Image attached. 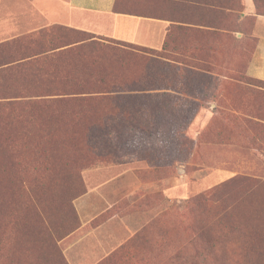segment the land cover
Returning a JSON list of instances; mask_svg holds the SVG:
<instances>
[{"label": "rangeland", "instance_id": "1", "mask_svg": "<svg viewBox=\"0 0 264 264\" xmlns=\"http://www.w3.org/2000/svg\"><path fill=\"white\" fill-rule=\"evenodd\" d=\"M223 2L230 10L240 8L239 0ZM236 17L230 12V37L213 54V65L202 68L174 64L167 53L170 45L159 51L123 43L130 49L120 59L94 52L92 41L81 48L80 64L93 66L97 60L99 80H107L106 74L116 83L138 80L133 87L185 91L162 100L158 121L165 143L159 146V165L150 162L157 152L143 134L136 135L141 136L137 145L131 139L136 133L109 136L116 123L131 127L151 121L138 116L144 99L118 96L114 104L0 101V264H63L59 241L76 226L74 199L119 175L109 192L110 200L119 195L114 211L136 217L141 226L118 263L264 264V83L247 74L255 43L249 36L243 42L232 37L239 29L233 24ZM49 28L0 34V98L62 90L63 85L50 82L74 78L79 71L71 58L51 64L49 58L66 48L50 49L83 37L74 29L36 35ZM137 49L155 51L154 58L162 55L171 68L158 66ZM41 51H46L38 60L43 70H34V60L18 62ZM186 70L192 72L186 76ZM179 143H184L180 149L175 147ZM138 170L148 177L149 187L131 200L127 186L134 176L122 173Z\"/></svg>", "mask_w": 264, "mask_h": 264}, {"label": "crops", "instance_id": "2", "mask_svg": "<svg viewBox=\"0 0 264 264\" xmlns=\"http://www.w3.org/2000/svg\"><path fill=\"white\" fill-rule=\"evenodd\" d=\"M220 3L213 4L212 0H0V34L23 35L59 25L159 51L170 45L167 53L173 56L174 64L202 68L213 65V54L222 50V40L230 37L228 19L230 12H234L237 17L233 24L239 29L232 32V37L240 42L246 36L256 39L247 74L264 82V0H239L238 11L230 10L223 0ZM137 7L150 15L134 12ZM223 78L218 77L220 81ZM122 174L134 176L127 186L131 200L138 199L149 187L137 171ZM121 177L89 188L75 200L81 224L64 241L68 264H100L139 231L141 222L136 217L111 214L120 201L119 195L110 200L109 195L113 193L109 192L114 188L113 181ZM116 183L119 189V181Z\"/></svg>", "mask_w": 264, "mask_h": 264}, {"label": "trees", "instance_id": "3", "mask_svg": "<svg viewBox=\"0 0 264 264\" xmlns=\"http://www.w3.org/2000/svg\"><path fill=\"white\" fill-rule=\"evenodd\" d=\"M134 12L140 13V14H144V15H150L149 12H147L145 9H141L140 7H137V9H135ZM73 28L69 29L68 27H64V26H59V25H55V26H50L49 30L46 32L49 33H45L44 30L36 33V35H38V37H42L46 34L48 35H52L53 31L55 30H60L63 31L67 34L68 30H72ZM75 31H77L76 29H74ZM77 32H79V36H82V39L79 40H75L71 43H67L65 45H63L62 47L59 48H53L50 49V51H56L58 49H63L66 48L64 50H61L60 52H57L55 54H53L50 58L49 61L51 62V64H57L61 61L67 60L69 58L73 59L76 64L80 67L79 71L74 73V78H67L66 80H63L61 82H56V81H51L50 84L51 86H57V85H63L65 88H63L62 90H52L51 88L49 90H47L43 95H37L31 98H21V97H5V98H0V101H7V102H20L23 100H28V101H40V102H52V103H57V102H69V101H73V102H86L89 100H99V102H104L106 104H109L110 102L112 104H114L115 100L118 99V96H132L134 99H144L146 101L144 107L147 109V112L145 114V109L144 107L142 111H139L138 116H143V115H147L146 119L148 118L149 120H151L150 122L147 123H142V124H132L131 127H123L120 124H115L114 126H110V130H112V135L110 134L109 136H113L114 133L116 134V136H119V134L122 133H128V135L130 133H136V134H131V139L134 141V144L137 145V140L140 141L141 136H136L139 134H143L144 139L147 141V145L150 144L153 147V152H155V148H156V157H154L152 155V159L150 160L151 163L153 164H158L159 165V159H158V153H159V146H163L165 143V136H164V127L160 124V122L158 121L160 117H162L163 113H164V104L162 102V100L165 97H168V95L170 93H178L180 94L179 96H183L185 94L184 92H176L173 88H165V87H151V88H140V87H133L134 85L138 84V80H132L131 82H120V83H116L115 80L113 78H108V76L105 74V78H107V80H99L96 78V71H99V68L95 65L90 66L88 63H86V66H88V68H86V66H83L81 63V58H82V53L84 52L83 49L81 48H87L89 45H87L88 41H92V46L91 49L94 52H107L109 54H111L113 57L120 59L121 56L126 55V53H128L127 51L130 49L128 48V46L126 44H123V42H115V41H106L104 39H96V37L91 36L88 32L85 31H81L78 30ZM94 35V34H92ZM30 39H32V36L28 37ZM254 43H255V47H256V39H254ZM25 42V41H22ZM27 43V42H26ZM75 46H78V50H74L73 48ZM139 51H141V53H145L148 56H152L154 58L155 55V51L152 50H140L137 49ZM255 50V48H254ZM49 51V50H47ZM46 51H41V52H36L33 55H30L26 58H22L21 60H19L18 62H23L24 60H34V63L31 65L34 70H37V68H39L40 70H43V66L40 65V61L39 57L41 56L42 53H45ZM254 52V51H253ZM48 59V57L46 58ZM155 59V58H154ZM151 57H149L148 61L154 60ZM77 60V61H76ZM164 61H166L165 58H163L162 55L156 54V59L154 60V62H156V64L159 66H164L167 68H171L172 65L169 64V62L165 63ZM8 64H14V63H8ZM170 67H168V66ZM30 66V67H31ZM95 68V69H92ZM173 68V67H172ZM97 69V70H96ZM175 69V68H174ZM104 69L101 70V74L104 77ZM182 71L181 68H177L176 69V73L179 74ZM183 72V71H182ZM192 71L191 70H186L185 75L187 76V74H190ZM184 74V72H183ZM182 74V75H183ZM256 80V79H254ZM259 81V80H257ZM260 83H264L263 81H259ZM69 87V88H67ZM74 87V88H71ZM168 94V95H167ZM163 107V108H162ZM141 108V109H142ZM133 109H140V107L137 108H133ZM154 109V111H153ZM154 116H156V121H154ZM109 117H106L103 119V123L107 121H109L108 119ZM100 118H98L99 121ZM111 121V120H110ZM153 121V122H152ZM112 123H108V124H104V125H111ZM90 132V131H89ZM177 129L173 128V133L176 134ZM111 138V137H110ZM143 139V138H142ZM184 146V143H179L177 145H175V147H177L178 149H180L181 147ZM136 155V154H135ZM136 157H138L136 155ZM0 159H2V155H0ZM102 159V158H100ZM99 161V163L103 164L104 161L102 160H97ZM0 165L2 166L1 162ZM156 172L158 173L159 169L158 167H155ZM153 170V171H154ZM150 170L148 171V176ZM137 174L139 175V177L141 178L142 181L144 182H148V177H144L142 175V172H140L139 170L137 171ZM1 175V172H0ZM87 189L84 190L83 193H81L80 195H78L74 201L76 199H78L79 197L83 196L84 194L87 193ZM75 205V204H73ZM116 207V206H115ZM114 207V208H115ZM114 208H112L111 210V214L113 213H117L114 211ZM76 209V207L74 206V210ZM77 212V210L75 211ZM80 218L78 216L77 218V223L76 226L65 236L62 237V239H60L59 241V247L61 249V260L63 264H68L65 256H64V248H65V244L64 241L72 234L74 233L80 226ZM132 241L129 240V242H126L121 248H119L117 251H115L112 255H110L107 259H105L103 262H101L100 264H120L118 263L117 258L119 256H122L125 251L127 250L129 244Z\"/></svg>", "mask_w": 264, "mask_h": 264}]
</instances>
